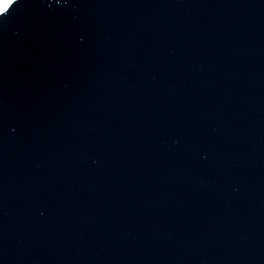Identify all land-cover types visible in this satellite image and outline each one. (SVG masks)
Segmentation results:
<instances>
[{
  "label": "water",
  "instance_id": "1",
  "mask_svg": "<svg viewBox=\"0 0 264 264\" xmlns=\"http://www.w3.org/2000/svg\"><path fill=\"white\" fill-rule=\"evenodd\" d=\"M136 2L16 0L0 13V177L65 104Z\"/></svg>",
  "mask_w": 264,
  "mask_h": 264
},
{
  "label": "snow or ice",
  "instance_id": "2",
  "mask_svg": "<svg viewBox=\"0 0 264 264\" xmlns=\"http://www.w3.org/2000/svg\"><path fill=\"white\" fill-rule=\"evenodd\" d=\"M16 2V0H2L0 2V13L5 14L6 10L9 9L10 5H13Z\"/></svg>",
  "mask_w": 264,
  "mask_h": 264
}]
</instances>
